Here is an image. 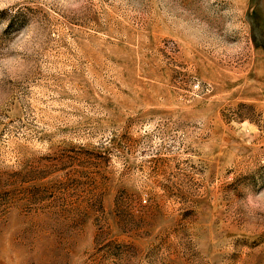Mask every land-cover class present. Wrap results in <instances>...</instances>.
Returning a JSON list of instances; mask_svg holds the SVG:
<instances>
[{"label":"rangeland","instance_id":"374dc122","mask_svg":"<svg viewBox=\"0 0 264 264\" xmlns=\"http://www.w3.org/2000/svg\"><path fill=\"white\" fill-rule=\"evenodd\" d=\"M0 264H264V0H0Z\"/></svg>","mask_w":264,"mask_h":264}]
</instances>
